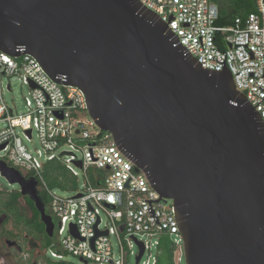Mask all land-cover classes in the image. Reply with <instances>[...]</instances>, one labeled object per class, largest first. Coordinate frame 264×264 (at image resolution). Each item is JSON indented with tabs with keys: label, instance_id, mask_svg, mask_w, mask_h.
Listing matches in <instances>:
<instances>
[{
	"label": "water",
	"instance_id": "95a60500",
	"mask_svg": "<svg viewBox=\"0 0 264 264\" xmlns=\"http://www.w3.org/2000/svg\"><path fill=\"white\" fill-rule=\"evenodd\" d=\"M0 50L84 93L96 125L172 202L187 264H264V121L229 70L203 69L139 0H0ZM0 173L52 237L39 182L3 161Z\"/></svg>",
	"mask_w": 264,
	"mask_h": 264
},
{
	"label": "built area",
	"instance_id": "2783aa9c",
	"mask_svg": "<svg viewBox=\"0 0 264 264\" xmlns=\"http://www.w3.org/2000/svg\"><path fill=\"white\" fill-rule=\"evenodd\" d=\"M139 1L168 24L184 51L203 69L216 73L229 70L238 91L246 95L264 121V0H255L256 12L236 18L231 28L216 25L219 9L212 0ZM6 78L9 84H5ZM13 79L30 89L27 112L22 114L3 98L6 89L12 90ZM85 113L86 118L82 117ZM0 123H5L0 129V161L25 178L36 179L38 189L42 184L49 195L50 214L58 220L54 247H62L87 264H129L128 258L135 254L131 250L134 241L144 246L139 264H157L158 255L154 256L152 250H159L161 239L167 237L175 247L174 264H182L184 239L172 202L161 199L145 174L136 172V166L122 153L113 136L96 125L80 89L56 83L31 55L13 57L0 50ZM19 129L28 140L38 133L42 145L39 158L30 153ZM64 146L69 150L61 157L59 150ZM42 157L45 162H41ZM56 158H62L77 178L78 169L83 171L87 183L84 191L77 194L80 197L58 196L44 182L43 167ZM93 168L106 171L101 188L89 181L88 171ZM73 227L78 237L72 234ZM112 237L119 241L120 256L114 252ZM155 238L158 239L154 241ZM139 253L140 248L136 259ZM51 256L63 258L55 250Z\"/></svg>",
	"mask_w": 264,
	"mask_h": 264
},
{
	"label": "trees",
	"instance_id": "16d2710c",
	"mask_svg": "<svg viewBox=\"0 0 264 264\" xmlns=\"http://www.w3.org/2000/svg\"><path fill=\"white\" fill-rule=\"evenodd\" d=\"M212 2L215 3L219 9V18L216 25L221 28L234 27L236 18H246L251 13L256 12L255 0H212ZM105 174L106 171L104 170L90 169L88 171L90 183L95 188H101L103 186L102 178ZM42 176L50 190L55 188L76 190L78 188V178L70 172L62 158H56L53 161L47 162L43 167ZM40 185L38 189L39 198L49 213L48 206L50 198L48 193L42 188V184ZM0 194H2L3 197L1 206L6 209L9 218L8 221L17 229L27 230L37 236H42L44 238V249L53 244V239L46 234L45 225L41 220V214L33 201L26 196H22L18 191L9 193L5 190H1ZM9 233L13 235L14 231H10ZM159 250L157 264H174L175 247L169 238L164 237L161 239ZM42 264L68 263H53L45 259Z\"/></svg>",
	"mask_w": 264,
	"mask_h": 264
},
{
	"label": "rangeland",
	"instance_id": "374dc122",
	"mask_svg": "<svg viewBox=\"0 0 264 264\" xmlns=\"http://www.w3.org/2000/svg\"><path fill=\"white\" fill-rule=\"evenodd\" d=\"M10 79L6 78L5 79V84H9ZM30 94V89L28 86L24 85L20 80L18 79H13L12 80V90H8L6 89V91H4L3 93V98L4 101L7 103V105L14 109L16 113L18 114H22L27 112V107H26V97H29ZM88 116L87 113L83 114L82 117L86 118ZM5 127V123H0V129H4ZM93 131V130H92ZM20 135L23 139L24 144L26 145V147L28 148V150L30 151V153L36 157L39 158V154L38 151L42 150V145L41 142L39 140L38 137V133L35 132L34 133V137L32 140H28L26 137H24L23 134H21V130L19 129ZM69 150L68 146H64L63 148H61L59 150V154H61L64 151ZM41 162H45V157L41 158ZM79 172V176H78V188L76 190H62L60 188H55L52 191L57 194L58 196L61 197H65V198H69V197H75L79 192L84 191L85 189V184L87 183V180L83 174V171L81 169H78ZM0 185L3 187V189L9 193L18 191L20 192V186L18 184H11L10 181L4 177L1 173H0ZM171 203V202H169ZM48 209L50 211V208L48 206ZM54 221H55V225L56 227L58 226V220L53 217ZM104 219L106 220V218L104 217ZM106 223V221H105ZM56 229V228H55ZM53 239V244L51 246H49L46 252L47 254L45 255L46 259L49 262H66L68 264H85L84 261H82L79 257L74 256L71 253H68L66 251L63 250L62 247L57 246L54 247L53 245L57 243L58 241V237L55 233V236L52 237ZM158 238H155V240H157ZM112 244H113V249L114 252L116 254V256H120V246H119V241L116 237H112ZM133 244V248L131 249L135 254L137 252H139V246L138 244H136V242H132ZM125 247L127 252H129V248L126 245L125 242ZM55 250L57 251L59 254H61L63 256L62 259H58V258H53L51 256V251ZM159 251L156 248H153L152 253L154 256L159 255ZM130 255V257L128 258L129 264H136V255ZM145 260H147V257H145ZM182 264H187L186 263V259L184 258Z\"/></svg>",
	"mask_w": 264,
	"mask_h": 264
},
{
	"label": "flooded vegetation",
	"instance_id": "af4514ba",
	"mask_svg": "<svg viewBox=\"0 0 264 264\" xmlns=\"http://www.w3.org/2000/svg\"><path fill=\"white\" fill-rule=\"evenodd\" d=\"M2 199L0 194V264H42L47 254L43 248L44 238L27 230L17 229L8 221L6 209L1 206ZM53 222L55 225L54 219ZM55 228L52 237L55 236ZM10 231H14V234H10Z\"/></svg>",
	"mask_w": 264,
	"mask_h": 264
}]
</instances>
